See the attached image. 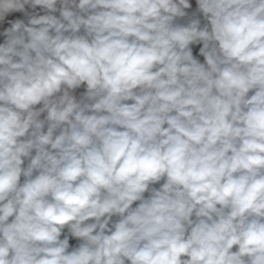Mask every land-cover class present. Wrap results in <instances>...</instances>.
Segmentation results:
<instances>
[{"label":"clouds","instance_id":"clouds-1","mask_svg":"<svg viewBox=\"0 0 264 264\" xmlns=\"http://www.w3.org/2000/svg\"><path fill=\"white\" fill-rule=\"evenodd\" d=\"M0 37V264H264V0H0Z\"/></svg>","mask_w":264,"mask_h":264},{"label":"crops","instance_id":"crops-1","mask_svg":"<svg viewBox=\"0 0 264 264\" xmlns=\"http://www.w3.org/2000/svg\"><path fill=\"white\" fill-rule=\"evenodd\" d=\"M191 2H192V4H193V7L195 8V0H191ZM39 10V9H38ZM41 14H43V13H41ZM17 16H19V15H21V14H16ZM0 42H3V37H0ZM201 59V61H202V58H200ZM84 89L83 88H81V89H79V90H77V95H79V93L80 92H82ZM157 187H158V185H157ZM147 195V194H146Z\"/></svg>","mask_w":264,"mask_h":264}]
</instances>
